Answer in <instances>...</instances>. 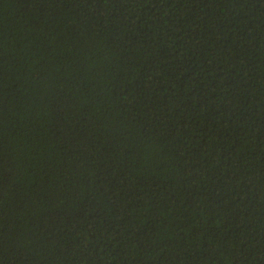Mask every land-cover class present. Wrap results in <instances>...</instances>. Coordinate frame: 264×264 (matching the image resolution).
I'll list each match as a JSON object with an SVG mask.
<instances>
[{
  "label": "trees",
  "instance_id": "trees-1",
  "mask_svg": "<svg viewBox=\"0 0 264 264\" xmlns=\"http://www.w3.org/2000/svg\"><path fill=\"white\" fill-rule=\"evenodd\" d=\"M0 264H264V0H0Z\"/></svg>",
  "mask_w": 264,
  "mask_h": 264
}]
</instances>
